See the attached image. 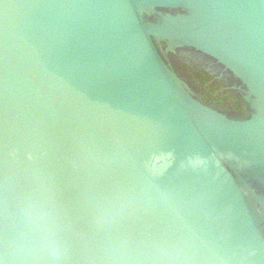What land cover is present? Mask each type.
Masks as SVG:
<instances>
[{"label":"water","instance_id":"water-1","mask_svg":"<svg viewBox=\"0 0 264 264\" xmlns=\"http://www.w3.org/2000/svg\"><path fill=\"white\" fill-rule=\"evenodd\" d=\"M0 264H264V0H0Z\"/></svg>","mask_w":264,"mask_h":264},{"label":"flooded vegetation","instance_id":"flooded-vegetation-1","mask_svg":"<svg viewBox=\"0 0 264 264\" xmlns=\"http://www.w3.org/2000/svg\"><path fill=\"white\" fill-rule=\"evenodd\" d=\"M161 11L163 12V13H165V14H184V13H186L183 9H161ZM151 20H153V21H156V17H155V15H151ZM155 42H156V45H157V47L159 48V50L161 51V53H162V55L164 56V58H165V60L171 65V69H173L175 72H176V74H177V76L181 79V80H184L183 79V77H181L180 75H179V73L180 72H183L184 70H186V72L188 71L187 69H188V66L187 65H185L184 63H182V61H180V59H178L179 57H178V55L177 54H174V53H171V51H169V53L168 52H165L167 49H170L171 48V45H170V43L167 41V40H155ZM179 49H181V50H187V48H179ZM191 51H194V49H191ZM185 55V54H184ZM177 60V63L182 67V68H178V69H176L174 66L175 65H173L172 64V62H173V60ZM169 65V66H170ZM174 67V68H173ZM183 68H184V70H183ZM193 92V91H192ZM194 93V92H193ZM194 95L199 99V100H201L202 102H204L205 104H207V105H209L208 103H206L205 101H204V99H202L200 96H198V95H196L195 93H194ZM209 106H211V105H209ZM213 107V106H212ZM214 108H216L217 110H220V111H222V112H225V113H228L230 116H232V117H236V118H246V117H248L249 116V112L247 113V111L246 110H244L243 112L244 113H237V114H233V113H231V112H229V111H224V110H222V109H220V108H218V107H214Z\"/></svg>","mask_w":264,"mask_h":264},{"label":"clouds","instance_id":"clouds-1","mask_svg":"<svg viewBox=\"0 0 264 264\" xmlns=\"http://www.w3.org/2000/svg\"><path fill=\"white\" fill-rule=\"evenodd\" d=\"M21 251H26V249H21ZM48 251H50L52 254H58L59 252L62 251V248L55 244V243H52V242H49L48 243Z\"/></svg>","mask_w":264,"mask_h":264}]
</instances>
